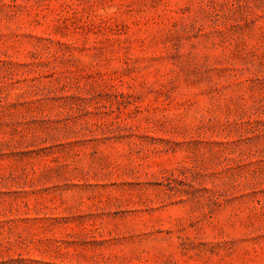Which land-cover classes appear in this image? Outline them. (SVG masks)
Listing matches in <instances>:
<instances>
[{
	"label": "rangeland",
	"instance_id": "1",
	"mask_svg": "<svg viewBox=\"0 0 264 264\" xmlns=\"http://www.w3.org/2000/svg\"><path fill=\"white\" fill-rule=\"evenodd\" d=\"M0 264H264V0H0Z\"/></svg>",
	"mask_w": 264,
	"mask_h": 264
}]
</instances>
